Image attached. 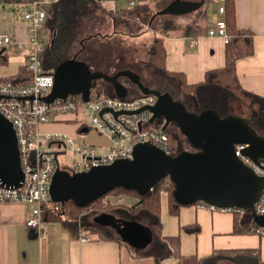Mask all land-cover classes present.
Wrapping results in <instances>:
<instances>
[{
    "label": "trees",
    "instance_id": "obj_1",
    "mask_svg": "<svg viewBox=\"0 0 264 264\" xmlns=\"http://www.w3.org/2000/svg\"><path fill=\"white\" fill-rule=\"evenodd\" d=\"M210 1L196 0L201 7L191 14L194 13L193 15L200 20L204 19L206 5ZM222 4L223 18L229 36V42L225 44L224 66L207 71L200 82L188 84L182 73L170 72L166 69L163 37L174 31L176 27L169 16L157 15L147 3H135L133 6L113 11L105 8L102 0L53 1L46 10L45 25L48 30V39L45 41L41 55L43 68L54 70L60 63L72 61L84 64L91 73H102L106 76H112L119 70L130 69L138 75L142 85L169 93L174 100L180 101L192 113L211 109L220 117H225L238 111H234L236 104L243 106L247 109V114L240 112L236 115L243 117L258 135L264 137V97L246 91L240 86L235 67L238 59L252 55V37L248 30L240 29L236 24L234 0H223ZM106 23H109L108 26ZM97 26L109 27L111 33L94 32ZM147 31L152 32L153 39L145 49L146 60L139 59L131 63L121 57L119 50L111 58L113 45L108 43L111 39L134 40ZM127 49L132 55L136 54V47L131 46ZM148 69L149 72L145 74ZM31 78L24 64L15 75L1 78L0 82H9L16 87H23L31 83ZM119 82L127 90V95L122 99L132 100L143 96L128 80L120 78ZM101 98H116V96L113 86L104 79L98 78L92 83L90 100L97 101ZM76 100L78 105H82L79 96ZM163 123V119H156L153 122H147V128L161 130ZM163 132L168 138V153L171 156L183 151H195L175 124H169ZM172 190L173 185L168 177L155 184L153 189L144 195L136 191L116 188L85 207H77L72 202L56 203L59 210L42 211V219L63 221L71 228H75L78 219L84 215L90 217L110 213L118 219L142 223L149 229L151 241L144 250H138L139 255L151 257L156 264L167 258L176 259L177 264H259L258 250L252 249L215 251L202 258L195 255L182 256L179 236L164 237L161 233V194H167L168 212L171 215H176L179 208L183 207L174 200ZM116 197H132L135 202L132 205L125 203L113 205L112 200ZM104 200H107L108 204L100 208ZM84 211H88L89 215ZM252 227H255V224L249 210L243 214L233 213V234L253 233L250 229ZM185 228L188 230L187 227ZM105 237L110 240H120L119 236L105 235Z\"/></svg>",
    "mask_w": 264,
    "mask_h": 264
},
{
    "label": "crops",
    "instance_id": "obj_2",
    "mask_svg": "<svg viewBox=\"0 0 264 264\" xmlns=\"http://www.w3.org/2000/svg\"><path fill=\"white\" fill-rule=\"evenodd\" d=\"M33 1L0 0V34H6L11 39L23 43V48L15 51L18 53L16 64H14V58H10L7 54L11 49L0 48V79L15 75L19 68L24 66L28 55L32 53V47L28 44L29 25L23 15L32 9ZM173 1L176 0H139L138 2L129 0V3H147L157 13ZM184 1L196 3V0ZM210 2L216 3L218 15L212 9L210 10V5H206L205 18L201 20L196 18V15L191 12L199 9L201 4L190 11V14H166L176 29L163 37L166 52L165 67L170 72L182 73L188 84L200 82L207 71L224 66L223 39L218 36H206V31L223 18L218 13L219 3L214 0ZM234 2L236 24L238 28L248 30L253 41L252 55L236 61L237 78L244 90L264 97V0H234ZM180 18H185L187 21L177 24ZM204 20H208L207 25L201 27V22ZM150 33L151 36L142 35L141 38L147 39L139 44L148 46L153 39V34ZM39 37L44 42L48 39L45 24ZM192 41L196 43L191 45ZM9 69H14L15 72H5ZM59 126L43 125V129L62 133L64 130H61ZM74 128L73 125V132H75ZM73 132L70 128L64 133L73 136ZM125 202L132 205L135 199L129 197ZM30 208L21 202L0 200V264H156L151 257L139 255L138 250H144L149 243L143 249L137 250L136 247L126 245L118 237L115 225L99 224L93 221V218L99 214L89 217L92 218L93 225H88L87 221L82 220L76 224L75 228H71L63 221L43 219L42 229L35 230L25 225ZM105 214L112 216L110 213ZM121 220L115 218L117 223ZM160 221L161 233L164 237L179 236L180 253L184 257L195 255L202 258L215 251L252 249L258 250V263L264 264V236L257 232L244 235L233 234L232 213L213 212L192 204L180 207L176 215H171L168 212L167 194L162 193ZM138 224L146 227L142 223ZM105 235L116 236L120 240H110ZM159 264H177V260L167 258Z\"/></svg>",
    "mask_w": 264,
    "mask_h": 264
},
{
    "label": "water",
    "instance_id": "obj_3",
    "mask_svg": "<svg viewBox=\"0 0 264 264\" xmlns=\"http://www.w3.org/2000/svg\"><path fill=\"white\" fill-rule=\"evenodd\" d=\"M199 6L200 3L176 0L156 14H186ZM53 77L51 93L42 99L47 103L68 95H80L83 102H88L92 83L98 78L109 82L115 96L122 99L127 90L119 79H127L143 95L156 97L155 104L146 108L151 113L149 122L163 119L162 131L169 124H175L195 149L194 152L183 151L171 156L152 144L141 143L134 146L131 159H118L108 165L74 173L57 167L49 185L53 202H72L77 207H85L116 188L144 195L168 177L176 203L188 206L202 202L218 208L251 210L254 224L264 229V215L253 210L262 194L264 177L243 164L234 149L238 144L246 145L243 154L259 164L264 161V137L258 135L243 117L234 114L220 117L211 109L189 112L169 93L142 85L138 75L130 69L106 76L91 73L82 63L64 61L54 69ZM0 181L2 185L13 188H19L23 181L14 129L2 114ZM93 221L115 225L120 239L130 247L143 249L151 241L149 229L136 221L121 220L117 223L113 216L106 214L94 217Z\"/></svg>",
    "mask_w": 264,
    "mask_h": 264
},
{
    "label": "built area",
    "instance_id": "obj_4",
    "mask_svg": "<svg viewBox=\"0 0 264 264\" xmlns=\"http://www.w3.org/2000/svg\"><path fill=\"white\" fill-rule=\"evenodd\" d=\"M54 0H34L33 7L24 13L28 22V44L32 53L28 55L25 65L31 74V83L16 87L9 82H0V114H2L14 129L20 167L23 181L19 188L6 187L0 181V200L21 202L30 206V213L26 218L27 228L41 230L43 227L42 211L59 210L49 195L51 177L58 167L70 173L87 171L92 167L108 165L118 159H131L134 146L149 143L168 153V138L162 130L147 128L151 113L146 108L156 102L153 95L125 100L121 98H101L77 104L76 97L68 95L66 98H57L52 102L42 99L47 97L54 84V70H44L41 55L45 42L41 41L39 34L47 15V7ZM219 3L218 13L224 15L223 0H214ZM130 6L134 3L130 2ZM207 37H221L225 44L229 42L224 18L215 22V26L206 31ZM192 41L190 44L194 45ZM9 47L11 50H21L23 43L11 39L6 34H0V48ZM82 101V100H81ZM88 111L91 126L85 123L82 111ZM116 113V114H114ZM69 116L68 118H64ZM73 121L76 124L75 132L85 136L90 130L108 139L109 146L106 151L98 152L95 146H79L72 143L71 137L60 132H42L40 126L57 122ZM93 125V126H92ZM70 147V150H69ZM98 148V147H97ZM246 145H236L235 155L249 167L256 175L264 177V162L259 164L243 154ZM78 156L72 167L59 164L58 158L67 155V152ZM169 154V153H168ZM63 167V168H62ZM65 168V169H64ZM108 204L107 200L102 206ZM113 205H123L124 199L116 197ZM197 207L213 212H229L243 214L245 210L234 208H218L202 202ZM258 215H264V187L261 196L253 205ZM251 211V210H250ZM251 231L264 236V229L255 225ZM85 240V239H83ZM234 264V263H227Z\"/></svg>",
    "mask_w": 264,
    "mask_h": 264
},
{
    "label": "rangeland",
    "instance_id": "obj_5",
    "mask_svg": "<svg viewBox=\"0 0 264 264\" xmlns=\"http://www.w3.org/2000/svg\"><path fill=\"white\" fill-rule=\"evenodd\" d=\"M103 1L105 2V3H103V6L105 8H111V9H114V10H117V9H120V8H127V7L130 6L129 5V0H103ZM132 1L133 2H138L139 0H132ZM208 5H210V10L212 9L214 11V13L216 15H218L217 12H216V10H217L216 3L209 2ZM184 19L185 18L178 19L177 24L178 23H182V21H184V22L187 21L186 19L185 20ZM207 21L208 20L202 21L200 26L201 27H205L207 25ZM97 27L98 28H96V30L94 29V32H100L101 34H110L111 33V29L109 27H106V26H97ZM142 35L143 36H151V33H150V31L144 32L138 37L139 39L135 38L136 40L135 39L134 40H130V39H125V38L123 40H119V39L112 40L111 39L110 42H108L109 44L113 45V48H112L113 54L110 53L111 54V58L114 57V55L117 53L116 51L119 50V51H121V57L124 60H126V61L128 60L131 63H134V60H139V59L146 60V55H145L146 51H145V49L148 48V46L145 45V44L141 45L139 43L145 42V39H147V38H141ZM28 38H29V35H28ZM43 39H45V38L43 37ZM131 46L137 48L138 52L136 51L135 55H132L131 53H129V50L127 49L128 47H131ZM100 48L102 50L101 46H100ZM8 51L9 52L7 54L10 56V58L11 57L14 58V64H16L17 63L16 56L18 55V53L15 52V50H8ZM5 72L13 73V72H15V70L14 69H9L8 71H5ZM148 72H149V69L145 71V74H147ZM236 110H238V111H236ZM234 111H236L234 115H236V114H238L240 112L243 113V114L247 113V109L244 108L243 106L239 105V104L235 105V110ZM82 113L84 114L83 118L85 117V123L87 125L91 126V119H90V115H89L88 111L85 110V113H84V111H82ZM55 124H56V126L57 125L61 126V130H64L62 133L68 132V129H70V128L72 129V132H73V125L76 128V124L73 121H68V122H65V123H59V122L53 123V125H55ZM43 125H47V124H43ZM65 125H67V126H65ZM75 128H74V130H75ZM40 130L42 132H46V133L47 132H51V131L44 130L43 126H40ZM53 132H56V131H53ZM67 135L70 136L69 134H67ZM70 137H71L72 143H74V145L79 146V144L83 143L86 146H95L94 149L96 151H98V152L106 151V149L108 148V144H109L108 139L105 136L99 135L94 130H91L86 136H81V135H79L78 132H73V136H70ZM69 150H70V147H69ZM76 156H78V155L68 151L67 155L58 158L59 164L61 165L62 163H64L66 165V167H72L73 164H74V161H76V159H77ZM122 198L124 199V203L128 202V201L125 202V200H127L128 197H125V198L122 197ZM99 207L103 208L102 203L100 204ZM84 212L87 213L88 211H84ZM87 214L89 215V213H87ZM90 217H93V216L91 215Z\"/></svg>",
    "mask_w": 264,
    "mask_h": 264
},
{
    "label": "flooded vegetation",
    "instance_id": "obj_6",
    "mask_svg": "<svg viewBox=\"0 0 264 264\" xmlns=\"http://www.w3.org/2000/svg\"><path fill=\"white\" fill-rule=\"evenodd\" d=\"M82 220H83V221H87V224H88V225H93V224H94L93 221H92V218H89V216H85V215L82 216L81 218H79L78 221L76 222V224H77L79 221H82ZM76 224H75V225H76Z\"/></svg>",
    "mask_w": 264,
    "mask_h": 264
},
{
    "label": "bare ground",
    "instance_id": "obj_7",
    "mask_svg": "<svg viewBox=\"0 0 264 264\" xmlns=\"http://www.w3.org/2000/svg\"><path fill=\"white\" fill-rule=\"evenodd\" d=\"M247 114V113H246Z\"/></svg>",
    "mask_w": 264,
    "mask_h": 264
}]
</instances>
